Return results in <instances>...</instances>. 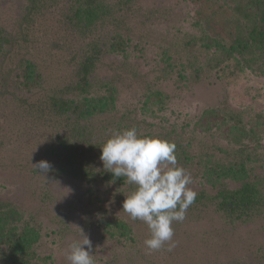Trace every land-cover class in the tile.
Returning a JSON list of instances; mask_svg holds the SVG:
<instances>
[{
	"label": "trees",
	"instance_id": "obj_1",
	"mask_svg": "<svg viewBox=\"0 0 264 264\" xmlns=\"http://www.w3.org/2000/svg\"><path fill=\"white\" fill-rule=\"evenodd\" d=\"M21 1L19 32L15 34L0 25V71L15 46L20 41L28 42L25 32L29 25L24 29V24L39 18L44 10L63 9L64 23L79 37L89 40L77 60L76 79L49 97L45 106L64 121V129H69L65 134H58L45 148V157L51 162L56 177L91 185L86 190L89 192L100 182L113 189L126 184V178L113 181L112 174L104 169L99 147L113 130L135 127L140 136L173 143L178 164L191 173L193 182L218 189L211 197L204 194V190L197 193L193 204L213 200L220 219L231 227L249 226L263 216L264 176L260 178L257 174L264 173V147L260 146L264 138L263 113L253 114L226 106L212 108L204 114L215 120L204 133L190 130L191 123H185L184 127L146 123V115H157L161 111L158 105L163 106L169 96L155 85L172 79L173 75L174 83L190 90L211 76L222 80L234 75L250 55L264 60V0H196L200 8L198 20L192 25L195 32L181 29L165 32L163 39L167 45L161 50L156 65L145 73L135 66V60L128 61L131 59L128 48L137 51L148 38L145 34L140 38L134 36L133 22L128 18V15H136L132 13L136 0ZM121 15L125 17L120 18ZM100 31H108L102 41H98ZM103 56L121 57V60L115 65L114 75L97 80L94 74ZM40 74L32 60L20 58L0 79V96L32 95L42 89ZM4 77L10 80L11 92ZM132 78L141 79L146 86L141 114L129 111L114 123L109 121L92 131L94 128L89 125L94 117L112 110V114L117 112V103L124 92L122 87ZM225 130L231 137L230 143L219 144ZM122 202L119 211L110 217L101 216L95 226L93 220L85 222L84 231L92 232L101 225L106 238L118 247L117 256L111 254V260L97 264H131L143 250L138 223L123 212ZM177 225L174 222L172 226ZM40 240L31 219L24 218L14 205L0 203V264H41L35 251Z\"/></svg>",
	"mask_w": 264,
	"mask_h": 264
},
{
	"label": "rangeland",
	"instance_id": "obj_2",
	"mask_svg": "<svg viewBox=\"0 0 264 264\" xmlns=\"http://www.w3.org/2000/svg\"><path fill=\"white\" fill-rule=\"evenodd\" d=\"M21 3V0H0V25L15 34L19 32L17 23L21 16ZM199 8L196 0H136V8L132 12L136 15H128V18L133 22L134 36L139 35L140 38L145 34L148 38L147 43L142 41L145 44L141 49L128 48L131 55L128 61L135 60V66L141 73L150 70L167 45L163 39L165 32L170 29L195 32L192 25L198 20ZM63 11L61 8L44 10L39 18L24 24V29L29 25L25 32L28 42L20 41L15 46L0 71L1 79L20 58H27L39 68L43 82L42 89L32 95L25 94L19 98L8 93L0 96V203L14 205L24 218L32 220L41 238L35 249L41 264H67L64 252L73 239L80 238V229L92 243V256L94 264H97L111 260V254L117 256L118 247L106 238L101 225V228L94 227L92 232L84 231L85 222L93 220L95 226L101 216L110 217L119 211L121 202L135 186L126 182L113 189L100 182L89 192L86 190L91 185L56 177L54 170L45 174V180L31 165L41 160L48 161L45 157L48 143L69 130L64 129V121L45 106L49 97L76 79L77 60L89 42L64 23ZM107 32L100 31L98 41H102ZM248 58L233 72L234 75L222 80L211 76L190 90L174 83V75L172 79L158 82L155 87L169 97L163 106L158 105L161 111L157 115H146V123L165 127L172 124L184 127L185 123H191L190 130L204 133V129L212 127L215 120L204 113L215 107L226 106L232 110L264 114V60L251 55ZM120 60L121 57L103 56L97 64L94 78L104 80L114 75L115 65ZM3 79L11 92L9 78ZM122 89L124 92L117 103V112L112 114V110L94 117L89 125L94 128L92 131L109 121L114 123L129 111L141 114L142 94L146 91L142 80L132 78ZM223 137L219 144L230 143L227 130ZM260 146L264 147V138ZM98 164L96 161L95 166ZM257 174L260 178L262 174L264 176L263 171ZM190 187L197 193L204 190L209 197L218 191L198 182H193ZM136 222L143 250L131 264H264V214L249 226L237 224L231 227L220 219L213 200L192 204L184 221L173 227L175 247L171 252H149L144 245V240L149 237L148 228L144 222Z\"/></svg>",
	"mask_w": 264,
	"mask_h": 264
},
{
	"label": "clouds",
	"instance_id": "obj_3",
	"mask_svg": "<svg viewBox=\"0 0 264 264\" xmlns=\"http://www.w3.org/2000/svg\"><path fill=\"white\" fill-rule=\"evenodd\" d=\"M100 148L99 159L113 181L124 177L135 188L122 202V210L133 220L146 224L149 237L144 240L149 251L175 247L174 222H183L197 192L190 185L191 173L180 166L175 145L158 137L140 136L135 127L113 130ZM45 180L52 170L48 161L31 164ZM69 191V190H68ZM80 229V228H79ZM67 264H94L92 243L83 230L64 252Z\"/></svg>",
	"mask_w": 264,
	"mask_h": 264
}]
</instances>
